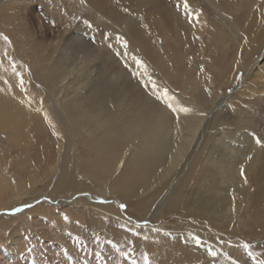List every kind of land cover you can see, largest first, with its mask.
<instances>
[{"label": "bare ground", "instance_id": "6f19581e", "mask_svg": "<svg viewBox=\"0 0 264 264\" xmlns=\"http://www.w3.org/2000/svg\"><path fill=\"white\" fill-rule=\"evenodd\" d=\"M27 1L0 0V29L5 34H14L12 28L21 26L23 18L27 14L29 16V12L22 11L29 8ZM117 1L120 6H130L132 13L139 11L140 7L132 6L135 0ZM218 1L212 0L211 3L222 11ZM236 1L231 0V3L234 5ZM254 1L257 2L256 7L244 28L246 38L241 49L248 62H244L243 58L240 61L234 58L231 65L234 74L227 78V82L223 80L227 85L233 82L237 68L246 69V65L253 64L252 55L261 51L263 55L254 63L253 69L255 76L263 79L258 91L248 95L250 99L255 94H264V1ZM193 7L192 18L197 20L201 8L199 4ZM116 10L114 7L113 12ZM232 10L237 13L238 6L235 4ZM221 13L225 23L229 24V16ZM101 14L98 13L100 19ZM202 19H205L203 14ZM34 20L35 25H41L39 16L36 18L35 15ZM175 20L179 21L176 16ZM83 21L84 24L91 23L90 19L83 18ZM146 21L144 25L156 36L155 27L149 23L148 16ZM123 23L125 30L113 33L114 39L102 35L107 30L99 33L96 28L95 36L101 39L98 45L91 43L79 31L65 36L53 61L46 56L31 57L36 44L31 38L32 29L23 27L20 34L10 36L20 58L26 56L28 68L22 71L17 89L6 80L4 73H0L1 82H6L3 88L0 86V132L8 135V145L15 150L4 156L3 162H6V170H12L17 183V186L12 185L6 173H1L0 207L17 206L25 196L53 197L59 208L78 212L68 210L71 212L69 216H63L61 212L63 217L92 230L94 221L99 219L102 223L103 220L111 222L118 219L120 223L134 224L115 205L95 201L122 197L131 210L146 214L150 221L158 219L162 222L167 216L194 223H181L180 227L175 228H168L162 223L159 226H138L141 236L152 240L150 245L157 236L168 235L173 237L171 239L180 238L181 243L191 250L200 251L202 255L220 251L231 261L239 263L225 252L223 239L209 238L199 222L206 220L227 233L235 232L238 228L235 220L241 217L242 204L251 194L246 209L249 225L264 223V134L258 136L248 127L249 121H245L243 111L239 113L237 135L226 132L224 126L229 119L224 114L229 107H226L228 103L224 102L222 90L208 84L206 90L209 97L206 99L190 74L188 78L184 77L187 80L184 79L186 81L181 90L172 89L164 75L174 78L181 75L177 63L172 61L173 56H169L165 46H160L154 57L137 50L129 38L133 39L143 22L124 19ZM196 26V35L202 42L209 24ZM219 26L211 28L212 33L208 37L213 56L219 51L227 54L229 47L226 43L229 34L220 30ZM231 28L240 35L241 32L233 25ZM45 32L55 37L62 35L60 30L50 28L40 31ZM176 34L177 38V31ZM106 39L118 44L116 47L124 54L125 61L132 64L130 69L140 75L139 83L143 82L151 88L157 101L148 98V95L146 99L134 82L128 81L126 74L123 78L122 67L111 61L113 50L109 51V46L104 45ZM100 45L106 47L105 52ZM173 45L178 47L177 44ZM8 59L13 60L9 56ZM101 59L107 62L103 63ZM207 64L211 66L212 63ZM156 65L161 66L160 71H157ZM203 67V72L200 70L202 73L206 69L203 70ZM0 69L5 71L1 62ZM205 74L207 77L209 73ZM163 94L167 96L163 97ZM217 108L220 111L216 113ZM19 151L22 154L15 157L14 153ZM236 152L241 156L239 162L234 159ZM225 155L231 157L228 169L222 164ZM216 174H221V180ZM252 176L257 179V185L251 193ZM10 191L16 194L12 197L14 200L9 202L5 196ZM45 206L48 205L26 210L24 214L34 222L44 217ZM24 214L4 219L16 220ZM233 248L238 251V248Z\"/></svg>", "mask_w": 264, "mask_h": 264}, {"label": "rangeland", "instance_id": "374dc122", "mask_svg": "<svg viewBox=\"0 0 264 264\" xmlns=\"http://www.w3.org/2000/svg\"><path fill=\"white\" fill-rule=\"evenodd\" d=\"M211 1L212 0H187V7H185V0H135V3H133L132 6L134 8H140L138 12L132 13L129 8L130 6H120V3L117 0H28L27 5L29 8H25L22 11L23 13L29 12V16L27 14V17L23 18V24L21 26L13 27L12 31H15L14 34L18 35L20 34V29L22 28L23 30V27L32 29L31 35L33 37L31 36V38L32 41L36 43L35 51L32 54L36 55L34 56L31 54V57H36L38 55L46 56L51 58L53 61V57L60 51L59 48L64 41V37H68V35L73 32H82L84 37H87L91 43L98 45L101 39L100 37L95 36L96 28L99 33L107 30L108 34H105L107 32H102V35H106L108 39H114L113 33H122V31L125 30V26H123L124 19L143 22L138 26V33L133 36V39L128 38L137 50H143L144 53L150 54V56L152 55L153 57L155 54H158L156 51L160 46L166 47L169 56H173L172 61L177 63V67L181 72L180 78L164 75V79L168 82L172 89H175L176 91H179L180 88L182 89L183 82L187 80L186 78H188L190 74L197 81L198 89L200 88L202 95L206 96V99H208L207 85L212 84L214 89L219 88L222 90V93L225 95L224 102L226 101L225 103H228L226 107L229 108L226 109L224 114V117L227 114V119H229L227 124L224 126L225 131L237 135L240 127V124L238 123L240 118L239 113L243 111L246 116L244 118L245 121H249L248 127L252 128L258 136H262L264 134V94L261 96L259 94H255L251 99L248 97V95L252 94L253 91L259 89L261 85L260 81L263 79L257 78L255 76V70L253 69L255 67L254 63L262 57V52L260 51L252 55L251 59L253 58V61L251 63L253 64L246 65V69L237 68L234 80H232L233 82L228 85L225 84V82H227V78L231 74H234L233 67L231 66L234 58H238V61H240V58H243L244 62H248V58L243 55V50L241 52L246 38L244 37L245 34L243 35V31L247 21L249 20L248 17L251 15L253 8L256 7L257 2L254 0H243L244 2L241 3L239 2L240 0H237L235 4L238 6V12L236 13L232 10L235 4L233 5L231 0L218 1L220 3L219 8H221L222 11H218V9L213 6ZM195 4H199V7L201 8L200 13H198V15H200L197 20L192 18V15L194 14L193 5ZM83 5L89 10H86ZM88 5L90 7H88ZM114 7L118 10H116L115 13L113 12ZM141 9L143 11L139 13ZM100 12L102 13L101 19L98 16V13ZM221 12L224 13V16H229V24L225 23L221 17ZM206 13L208 16L204 15ZM202 14L205 19H202ZM35 15L36 18L38 16L40 17L41 25H39V23L35 25ZM109 15L111 16V19H109ZM146 15L148 16L149 23L153 24L155 27L156 36H154V34L151 33L144 25L147 22ZM175 16L179 21L175 20ZM83 18L88 20L90 19V25L87 22V25L84 24L85 21L82 22ZM202 23L203 25L208 23L209 30L205 31L204 39L201 42L199 37L196 35V25L202 26ZM232 25L235 29H238L237 31L241 32L240 35L233 32L231 28ZM215 26H219L220 30H225L229 34L230 38L226 39V43L229 47L227 54L225 55L222 51H219L215 56H213L214 54H212L209 50L208 37L212 33L211 28ZM45 27L50 28L51 30H60V34L62 33V35L55 37L53 34L48 32L40 33V31L46 29ZM99 29L103 30L100 31ZM176 31L178 32L177 38L175 37L177 35ZM4 32L5 31L0 29V34H3L0 35V62L5 67V71H0V73H4L6 80L12 85V87L17 89V87H19L17 83L23 74L22 71L28 68L26 62L27 58L24 55L20 58V55L17 54L18 51L13 43L14 40L12 37L10 38V36H14V34H9L7 32L5 34ZM3 36H7L10 43L5 41ZM172 42L177 44L178 47H175ZM114 43L112 44L111 41L108 42L106 39L104 45L109 46V51L111 49L113 50L111 52V56L113 57V59L111 58V61L113 60L115 65H120L122 67L124 70V72H122L123 78L126 74L128 81L130 83L134 82V86L143 92V96L146 99L147 97H150V99L157 101L156 96L151 92V88L143 82L139 83V80H141L140 75L138 76L134 74L133 70H131L132 64H130L127 60L125 61L124 54L116 47L118 44ZM101 45L100 49L105 52L106 47ZM240 52L241 54H239ZM8 56L13 60L11 61L8 59ZM219 56L221 58H219ZM107 57H109V55H107ZM105 61V59H101V62L105 63ZM209 62L212 63L211 66L207 64ZM13 65L15 66V71H13ZM160 67L157 66V71L161 70ZM202 67L203 70L206 68L204 73H202ZM7 72L10 74L9 76ZM205 73H209L207 77H205L207 75ZM209 76H212L213 78ZM223 80L225 82H223ZM5 85V80L2 82L0 80L1 88ZM36 87L40 86L37 85ZM166 96V94H163V97ZM218 111H220V108H217L214 112L217 113ZM231 130H233V133ZM7 137L8 135L6 133L0 132V176L1 173H6L5 175L8 177L12 185L17 186L12 170L9 168L6 170V168H4L6 162H3V157H6V155L12 153L14 150L13 146L8 145ZM21 154L22 152L20 151L19 153H14L15 157H18ZM238 154V152L234 154V159L237 162L240 161L241 157ZM229 156L230 155H225L222 162L223 166L227 169L231 164V162H229L231 157ZM235 160L234 162H236ZM4 169L5 172L3 171ZM217 177L220 180L222 178L221 174L220 176L217 175ZM253 178V176L250 178L252 186L251 193L257 185V179ZM15 191H17V187ZM15 191H10L6 194V201L10 202L11 200H14L13 198L16 194ZM251 198V194L248 195L247 199L242 204L243 211L240 215L242 218L239 217L235 220L237 223L236 226L238 227L235 232L227 233L225 230L219 229L214 226V224L206 220H200L199 222L202 227H204V232L209 238L215 240L217 237H220V239H223V249H225V252L228 255H232L239 263H236L233 260L231 261L225 253L222 254L220 251L217 253L218 255L216 254L215 256H213L211 252H203L204 254L202 255L200 251H195L192 248L193 252L190 248H188L189 246H185L184 243H181L182 241L180 238H177L178 240L171 239L173 237L168 235L157 236L152 242L153 246L150 245L152 240L146 236H141L138 226H159L162 223L168 228H175L177 226L180 227L181 223H194L189 220L187 222V220L184 221L167 216L165 220H162V222L158 219H152V221H150L148 220L146 214H140L135 212V210H131L128 203L124 201L122 197H109L107 199L99 200L95 199V201L98 203L105 202L106 204L111 203L112 205H115L125 214L128 220L134 223L133 225L122 222L120 223L118 219H113L111 222H109V220H103L104 222L102 223L99 219L98 221H94L95 223L92 230H88L86 227L84 228L77 225L72 222V220H68L63 217L66 215L69 216L71 212L78 214L75 210L59 208L58 204L55 200H53V197L46 198L42 197V195H33L29 197L25 196L23 202L17 206L15 204L9 207H0V264H256V261L248 255V251H252L257 254L256 260H264V223H257L256 226L249 225L250 223L246 209ZM32 199L34 200L33 202L30 201ZM41 205H48L47 207L45 206L43 210L44 217L37 218V220L33 222L30 218L25 216L26 214H24V212L26 210ZM122 205L124 207H122ZM153 209L154 207L151 211ZM61 212L64 213L63 216L61 215ZM20 214L24 215L16 220L4 219V217H15ZM22 217H25V219ZM169 239L173 240V242L175 240V242L173 243ZM135 242L138 245H135ZM145 242L146 244H144ZM245 243L250 244L251 249L246 250L243 247ZM233 247L236 249L238 248V251H234Z\"/></svg>", "mask_w": 264, "mask_h": 264}, {"label": "snow or ice", "instance_id": "6c2138e0", "mask_svg": "<svg viewBox=\"0 0 264 264\" xmlns=\"http://www.w3.org/2000/svg\"><path fill=\"white\" fill-rule=\"evenodd\" d=\"M185 7H187V0H185ZM0 35H3V34H0ZM3 39H4L5 41H8V42L10 43V40H9V38H8L7 36H3ZM13 71H15V66H14V65H13ZM257 142L259 143V141H257ZM241 174L243 175V170H242ZM122 207H124V206L122 205ZM65 218L67 219V217H65ZM197 243H199L198 238H197ZM243 247H244L246 250L251 249V245L248 244V243H245V244L243 245ZM211 254H212L213 256L216 255L215 252H212ZM248 255H249L250 257H252V259H253L254 261H256V264H264V260H256V255H257L256 253H254V252H252V251H248Z\"/></svg>", "mask_w": 264, "mask_h": 264}]
</instances>
